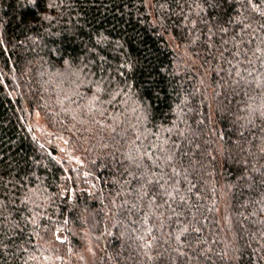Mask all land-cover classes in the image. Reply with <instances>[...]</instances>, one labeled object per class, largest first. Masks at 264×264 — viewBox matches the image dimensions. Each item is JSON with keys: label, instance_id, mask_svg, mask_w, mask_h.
I'll return each instance as SVG.
<instances>
[{"label": "trees", "instance_id": "obj_1", "mask_svg": "<svg viewBox=\"0 0 264 264\" xmlns=\"http://www.w3.org/2000/svg\"><path fill=\"white\" fill-rule=\"evenodd\" d=\"M0 264H264V0H0Z\"/></svg>", "mask_w": 264, "mask_h": 264}, {"label": "rangeland", "instance_id": "obj_2", "mask_svg": "<svg viewBox=\"0 0 264 264\" xmlns=\"http://www.w3.org/2000/svg\"><path fill=\"white\" fill-rule=\"evenodd\" d=\"M33 124H34L35 130L37 131L39 135H42V136L49 135L50 131L47 128L44 120L42 119V116L39 113L34 114ZM58 236L63 239L65 235L63 232L60 231L58 232Z\"/></svg>", "mask_w": 264, "mask_h": 264}, {"label": "snow or ice", "instance_id": "obj_3", "mask_svg": "<svg viewBox=\"0 0 264 264\" xmlns=\"http://www.w3.org/2000/svg\"><path fill=\"white\" fill-rule=\"evenodd\" d=\"M250 2H251V0H250ZM93 99H95V97H94ZM90 103H91V102H90Z\"/></svg>", "mask_w": 264, "mask_h": 264}]
</instances>
